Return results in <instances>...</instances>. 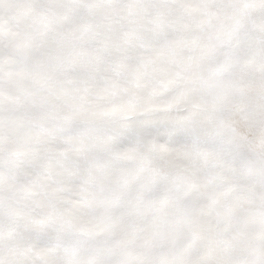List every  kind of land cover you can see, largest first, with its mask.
<instances>
[{
    "label": "snow or ice",
    "instance_id": "obj_1",
    "mask_svg": "<svg viewBox=\"0 0 264 264\" xmlns=\"http://www.w3.org/2000/svg\"><path fill=\"white\" fill-rule=\"evenodd\" d=\"M0 264H264V0H0Z\"/></svg>",
    "mask_w": 264,
    "mask_h": 264
}]
</instances>
